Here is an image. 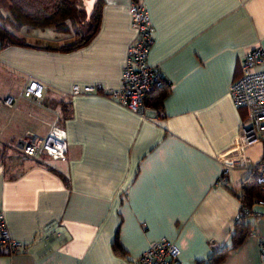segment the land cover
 I'll list each match as a JSON object with an SVG mask.
<instances>
[{"label": "crops", "instance_id": "0c3cea01", "mask_svg": "<svg viewBox=\"0 0 264 264\" xmlns=\"http://www.w3.org/2000/svg\"><path fill=\"white\" fill-rule=\"evenodd\" d=\"M131 1L148 9V61L168 83L159 108L145 104L143 113L103 94L122 83L135 36ZM99 8L96 32L75 49L55 48L76 39L75 31L23 30L27 24L18 30L26 44L0 47V99L17 95L30 78L45 85L39 104L24 97L14 107L0 104V212L16 240L30 241L49 222L61 230L22 251L0 247V264H140V253L161 237L179 247L170 264H196L231 242L242 206L238 186L250 168L231 167L224 184L214 180L222 161L239 153L247 109L233 104L229 86L246 50L264 49V0H101ZM74 83L100 91L71 95ZM53 111L66 131L65 157L23 155L22 135H45ZM245 153L259 162L262 142ZM246 221L244 239L217 264H260L264 214ZM116 230L122 256L111 247Z\"/></svg>", "mask_w": 264, "mask_h": 264}, {"label": "built area", "instance_id": "2783aa9c", "mask_svg": "<svg viewBox=\"0 0 264 264\" xmlns=\"http://www.w3.org/2000/svg\"><path fill=\"white\" fill-rule=\"evenodd\" d=\"M127 11L131 26L134 29V39L126 48L122 66V83L119 87L104 91L103 94L115 99L127 109L143 113L146 93L163 83V76L158 67L148 61V50L152 44V25L146 6L140 1H131ZM45 85L33 78L28 79L17 95H8L0 99V104L14 107L20 97L30 98L39 104L43 97ZM96 85H80L74 83L70 94L99 92ZM232 102L237 107L247 109V117L238 126V148L236 157L225 159L221 163V171L215 178V184L226 182V172L231 167H255V179L263 196H255L249 205L241 206L237 217L264 214V49L260 45L248 48L242 58L239 76L229 86ZM31 110V107H29ZM53 118L46 122L47 132L38 136L26 131L19 141L20 152L31 158L48 156L53 159H63L67 148L66 131L61 123V116L53 111ZM262 142L263 157L253 164L246 155L245 149L255 142ZM258 208H262L260 211ZM236 217V218H237ZM54 222L43 225L30 241H20L10 237L2 213L0 212V247L9 253L26 249L40 242H49L61 235V230ZM260 264H264V237L259 238ZM178 245L167 237H161L148 244L140 253V264H170L179 255Z\"/></svg>", "mask_w": 264, "mask_h": 264}, {"label": "trees", "instance_id": "16d2710c", "mask_svg": "<svg viewBox=\"0 0 264 264\" xmlns=\"http://www.w3.org/2000/svg\"><path fill=\"white\" fill-rule=\"evenodd\" d=\"M80 0H0V47L7 45H24L26 42L18 34L22 25L38 27L50 26L62 32L73 30L78 34L74 40L65 42L55 47L58 50L68 51L86 44L96 29L100 20V2L95 0L89 15L83 6H79ZM87 17V18H86ZM168 91V83H163L150 89L144 98L146 105L159 108L161 99ZM50 106L58 104L61 110V101H46ZM64 107V106H63ZM255 167L251 168L238 186L237 196L242 206L249 205L255 196H263V192L255 179ZM246 214L238 216L232 226L231 242L229 245H221L210 250L204 257L195 260L196 264H217L225 253L244 239L249 224ZM115 254L123 255L117 238V230L111 244Z\"/></svg>", "mask_w": 264, "mask_h": 264}, {"label": "rangeland", "instance_id": "374dc122", "mask_svg": "<svg viewBox=\"0 0 264 264\" xmlns=\"http://www.w3.org/2000/svg\"><path fill=\"white\" fill-rule=\"evenodd\" d=\"M88 1L89 0H80V2H79V6H83V7H86V5H87V3H88ZM31 28H33V29H38L39 31H43V33H46V32H48V33H54L55 34V32L56 31H53L52 29L53 28H51L50 26H48V27H34V26H29V25H27V26H24L22 29L23 30H26V29H31ZM56 35H64L65 37H73V38H75V33L74 32H69V35L67 34V33H61V32H57L56 33ZM27 37V36H26ZM73 38H71V39H73ZM27 39H29L28 37H27ZM70 39V38H69ZM29 40H31V39H29ZM45 39H41V42H43ZM51 42L52 41H54L53 39H49ZM66 40H68V39H66ZM0 78H1V76H0ZM0 144H1V142H0ZM1 150V149H0Z\"/></svg>", "mask_w": 264, "mask_h": 264}]
</instances>
